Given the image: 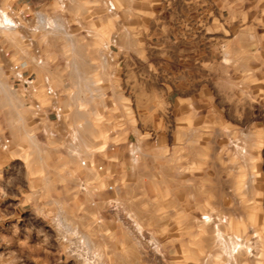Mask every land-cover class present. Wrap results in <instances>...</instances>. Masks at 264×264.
<instances>
[{
    "label": "rangeland",
    "instance_id": "rangeland-1",
    "mask_svg": "<svg viewBox=\"0 0 264 264\" xmlns=\"http://www.w3.org/2000/svg\"><path fill=\"white\" fill-rule=\"evenodd\" d=\"M113 1L116 15L106 13L103 0H0V9L29 21L16 32L0 31V134L11 139L15 164L49 166L47 150L37 157L28 150L31 143L44 149L30 135L33 113L12 87L19 63L40 82L49 76L63 95L71 84L76 92H97L101 99L84 96L80 103L108 109L103 133L122 129L113 118L123 113L108 108L117 102L107 94L117 87L114 64L105 67L102 53L118 34L116 24L127 21L130 0ZM38 14L51 17L55 28L32 32ZM261 34L260 40L255 29L227 33L217 61L193 65V95L166 99V124L138 137L133 158L119 159L118 171L127 175L117 191L103 193L95 206L86 200L79 215L70 209L54 217L45 234H7L0 243L5 263L264 264V23ZM125 139L109 149L122 157Z\"/></svg>",
    "mask_w": 264,
    "mask_h": 264
},
{
    "label": "crops",
    "instance_id": "crops-1",
    "mask_svg": "<svg viewBox=\"0 0 264 264\" xmlns=\"http://www.w3.org/2000/svg\"><path fill=\"white\" fill-rule=\"evenodd\" d=\"M124 12L127 21L116 24L119 38L127 32V39L119 40L114 64L112 78L117 87L107 92L117 97L108 108L123 113V117L113 118L122 129L115 134L103 133L101 128L108 123L100 120L108 109L80 103L84 96L91 100L101 96L88 89L76 92L71 84L62 98L65 117L61 123H40L34 117L29 120L36 126L31 137L41 140L44 149L40 151L31 143L29 153L37 157L47 150V168L27 169L15 164L20 159L9 156L11 143L7 150L0 146V243L7 234L16 236L23 230L38 233L53 224L54 217L65 218L70 209L79 215L86 200L95 206L103 193L116 192L121 177L127 175L118 171L119 159L133 158L138 137L149 138L166 124V99L193 95V65L217 61L219 47H227L226 41H230L227 33L255 29L262 39L264 0H130ZM92 77L86 74L81 78L89 83ZM91 84L99 86L94 81ZM103 117L108 119L106 114ZM123 129H129L125 136ZM4 138L7 136L1 133L0 141ZM122 138H126L122 143L129 145L120 157L109 144ZM71 140H77L72 147ZM13 152L19 153L21 148ZM104 170L108 176L105 188ZM82 182L86 193L79 189ZM0 264H6L1 253Z\"/></svg>",
    "mask_w": 264,
    "mask_h": 264
},
{
    "label": "built area",
    "instance_id": "built-area-1",
    "mask_svg": "<svg viewBox=\"0 0 264 264\" xmlns=\"http://www.w3.org/2000/svg\"><path fill=\"white\" fill-rule=\"evenodd\" d=\"M103 6L108 15H116L118 13V7L113 0H103ZM7 14L11 20V23L7 27L21 30L29 23L26 16L16 15L13 11H5L0 9V16ZM48 18H51L45 14H38L34 22V26L31 29L32 32L39 33L41 31H52L51 24L48 23ZM29 41L33 44V40ZM119 45V35L114 34L108 43L103 46L102 63L106 67L109 64L116 63V53ZM38 54V64L43 63L40 52ZM11 82L13 89L19 93L24 100L25 104L30 108L33 113L34 119L40 123H45L50 120L61 123L65 117V112L62 104L63 94L58 91L49 76L44 77L40 82L34 74H31L24 70L22 63L14 65L12 67ZM41 97H45L48 101L47 104L41 102ZM54 137V134H51ZM77 140H71V147L76 144ZM0 146L3 150H7L10 146L11 139L9 137L1 139ZM86 163L82 162V166ZM81 192L86 193V185L82 182L79 186ZM65 240V239H64Z\"/></svg>",
    "mask_w": 264,
    "mask_h": 264
},
{
    "label": "bare ground",
    "instance_id": "bare-ground-1",
    "mask_svg": "<svg viewBox=\"0 0 264 264\" xmlns=\"http://www.w3.org/2000/svg\"><path fill=\"white\" fill-rule=\"evenodd\" d=\"M3 12H5V11L3 10ZM47 20H48V23L51 24L52 30H53L55 28V26L52 25V22L50 21V18H48ZM10 23H11V20H10V18H9V16L7 14L4 13V16H2V17L0 16V31H3V32H5V31L16 32L17 30L7 27V25L10 24ZM36 62L38 63L37 60H36Z\"/></svg>",
    "mask_w": 264,
    "mask_h": 264
}]
</instances>
